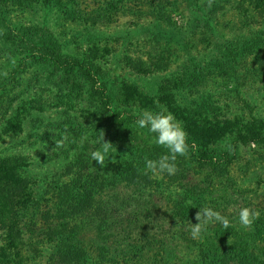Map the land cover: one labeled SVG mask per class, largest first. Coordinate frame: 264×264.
Returning a JSON list of instances; mask_svg holds the SVG:
<instances>
[{
	"label": "rangeland",
	"instance_id": "obj_1",
	"mask_svg": "<svg viewBox=\"0 0 264 264\" xmlns=\"http://www.w3.org/2000/svg\"><path fill=\"white\" fill-rule=\"evenodd\" d=\"M139 1L83 0L88 7L102 4L113 9L111 19L104 18L95 21L96 24L73 20L66 13L39 5L29 11L17 10L11 15V27H27L24 31L36 41L55 38L64 53L92 63L119 102L123 96L129 97L133 112L163 109L180 122L177 109L164 101V91H172L173 84L183 79L194 65L208 66L202 88L197 93L179 91L175 99L198 100L201 95H208L215 109L201 111L197 106L190 107L192 112L195 109L200 112L198 120L223 126L224 135L212 147L229 149L237 133H248L260 121L264 123V0H213L210 7L207 0H154L153 9ZM113 4L115 8L110 7ZM217 4L220 6L216 7ZM164 16L168 21H162ZM11 27L0 28L2 69L6 64L4 56L13 49L14 42H7L4 36ZM227 56L233 60L232 68L222 73L219 68L229 67L225 66ZM218 62L223 65H217ZM96 99L95 89L78 72H54L49 66L31 61L18 69L12 66L5 69L0 83V159L12 163L15 171L12 177L17 182L2 184L0 193L4 198H11L15 205L29 191H34L32 188L48 172L69 162H75L85 174L102 171L104 167L91 158V153L101 146L102 135L113 145L106 163L123 156L122 139L108 137L114 120L99 112ZM183 105L187 106L182 102L180 106ZM64 120L70 122L66 136L75 134L78 146L70 149L66 141L62 147L69 151L53 155L55 145L46 139L48 126L54 124L55 130L61 131ZM182 127L186 130L185 124ZM140 133L144 154L153 160L168 154L154 143L155 134L147 129H140ZM248 142L250 145L240 144L228 165L215 162L203 167L188 155L177 157L178 170L174 175L145 173L144 188L161 189L160 203L153 205V198L145 189L137 192L130 186L119 188L98 207V217H89L90 230L118 232L122 242L144 244L141 258L119 255V246L114 244L112 256L119 255V264H199L203 260L198 258L203 259L205 253L202 244L210 239L218 223L209 225L198 239L191 237L190 229L197 222L195 212L211 207L225 215L232 225L226 235L228 242L252 239L260 248L259 264H264V174L250 170L244 175L238 184L242 193L231 188L216 189L221 178L240 176L243 164L251 167L252 161L259 162L264 157V141ZM68 170L66 167L65 171ZM204 189L209 190V196L205 194L200 205L188 199L187 195ZM242 196L248 201H241ZM187 205L191 209L181 219L179 214ZM240 206L260 213L250 228L239 223ZM0 207V211L6 208ZM25 248L29 244L18 224L0 215V264H14V258L15 264H25ZM153 252L156 253L152 256ZM252 252L249 248L250 256Z\"/></svg>",
	"mask_w": 264,
	"mask_h": 264
},
{
	"label": "trees",
	"instance_id": "obj_2",
	"mask_svg": "<svg viewBox=\"0 0 264 264\" xmlns=\"http://www.w3.org/2000/svg\"><path fill=\"white\" fill-rule=\"evenodd\" d=\"M153 1L140 0L139 2L145 3L146 6L148 5L153 9ZM189 1L191 2V0ZM39 5L43 8L66 13L73 20L90 24H96L95 21L104 18L111 19L113 11V9L102 4L96 7H88L83 0H0V28L11 27L13 21L11 15H15L17 10L26 9L29 11ZM218 6L220 5L217 4L216 7ZM110 7L115 8V4ZM212 10L214 11V5ZM202 18V20L205 19L204 16ZM162 21L168 20L164 16ZM31 27L33 29L37 28V26ZM25 28L27 27L12 26L8 34H4L7 42L14 43H12L13 49L8 52V55L4 56L6 57V64L3 69L0 68V83L5 69L12 66L9 56L14 57L16 60L14 69H18L26 61H31L37 65L49 66L54 72H78L82 74L89 81L92 88L95 89L96 100H98L96 107L99 112L109 115L114 120L110 124L108 137L118 141L122 139L125 152L116 161L110 164L106 163L102 171L93 174H85L75 162H69V164L53 170L54 172H48L45 178L37 182L32 188L36 192L29 191L25 199L22 198L15 205L11 198H4L0 193V205L6 207L0 211L1 217H7L15 221L28 241L29 248L24 250L27 260L24 263L119 264V255L141 258L144 244L132 245L130 242H122L123 238L120 233L109 234L97 228L93 231L89 228L90 224H87L91 215L92 217H98L96 214V211H100L97 210L98 207L105 204L106 198L108 194L111 195V192L113 193L119 188H127V186L137 192L145 189L143 178L145 173L148 172L145 168V158L151 159L152 156L144 154L143 148L145 145L142 144L140 128L135 124L138 116L134 115L129 97L123 96L119 102L118 98L109 92L111 91L109 86L103 81L102 75L92 63L83 58L64 53L61 43L55 38L36 41L32 34L24 31ZM230 52L232 54V49H230ZM226 59L228 62L225 66L229 67L226 70L224 67L219 68L222 73H225V71L228 73L232 68V58L227 56ZM218 63L217 65H223L221 62ZM208 71V66L199 67L194 65L188 69L189 73L185 74L183 79L173 84L172 91H164L163 98L166 103L173 105V109H177L176 113L181 118V123L184 121L182 124H185L189 143V157L192 161L196 162L197 165L201 164L203 167L214 165L215 162L223 163L224 166V164L228 165L233 162L231 156L235 157L240 144L250 145L248 141L256 140L259 141L258 143L264 141V123L260 121V125L248 133H237L233 136L229 149L222 150L223 148L212 147L217 139L224 135L223 126L219 123L208 124L203 120H198L200 112L196 109L192 112L191 109L193 106H197L201 111H208L206 108L215 109L213 102L208 101L210 100L207 98L208 95H201L202 97H199L198 100H194L192 97H185L181 101L175 99V94L179 91L197 93L202 88L205 73ZM212 72H215V69H212ZM182 102L187 106H180ZM119 103H121V106H118ZM69 126L70 122L65 120L61 124L60 129L64 134L55 130L56 126L54 124L51 127L48 126L50 130L46 134V139L55 145V141L60 140L68 133ZM68 135H71V133ZM72 135L67 136L66 141L69 142L70 149H76L73 148V145L78 146L76 144L77 138L75 134L72 133ZM193 141L197 145L195 151L191 148ZM68 151L69 149L53 146L52 154L58 155L60 152L66 153ZM252 163L251 167L250 164H243L245 168L240 170L242 172L240 176L231 174L221 178L220 181H217L216 189L218 191H228L231 188L233 192L242 193L238 188V184L242 181L244 175H247L250 170L264 174V157L259 162L252 161ZM66 167L69 168L68 171H65ZM14 172L13 165L8 159H0V187L5 182H17V179L12 177ZM145 190L149 191L152 196L153 205H158L160 203L159 195L163 193L161 189L158 190L154 187ZM208 192V189H204L197 194L187 195V197L200 205L204 200L203 196L205 194L209 196ZM241 201L246 202L248 199L246 196H242ZM91 209L93 210L91 211ZM189 209H191V206L187 205L181 210L182 214H179L181 219L186 218L185 211ZM104 212L108 214L110 211L104 210ZM8 226L9 224L6 225V227ZM228 229H224L219 223L217 224L214 233H210V239L202 244L205 253L203 259L198 258L203 260L199 264H259L260 259L257 256H259L260 248L256 245V242L249 239L245 242L239 241L231 244L226 238L229 233ZM126 230L128 231V228ZM101 234L103 238H101ZM185 239L190 242L189 239ZM114 244L119 246V255L117 256H112ZM150 245L153 246V244ZM249 248L253 249L251 256ZM154 253L156 252H153L152 256ZM13 262L15 264V258Z\"/></svg>",
	"mask_w": 264,
	"mask_h": 264
},
{
	"label": "clouds",
	"instance_id": "obj_3",
	"mask_svg": "<svg viewBox=\"0 0 264 264\" xmlns=\"http://www.w3.org/2000/svg\"><path fill=\"white\" fill-rule=\"evenodd\" d=\"M210 7L213 0H207ZM9 60L13 67L16 65L14 57L9 56ZM6 75V73H5ZM138 115L135 124L140 129H147L148 132L155 134L154 143L167 150V155H162L158 160L145 158V168L148 172L153 174L174 175L177 172L176 160L178 156L187 157L189 155V143L186 131L182 124L178 121L171 112L161 110L153 112L151 110H144ZM67 140V136H63L60 140L55 141V146L62 147ZM100 148L91 153L92 160L103 168L106 161L110 158V149L113 145L103 139L100 141ZM193 151L196 150L197 145L193 141L191 144ZM259 211L250 207H241L238 213L239 223L242 227L250 228L254 221L259 218ZM196 223H192L190 235L193 239H198L201 234L207 231L211 224L219 223L224 229H228L230 225L229 219L220 211L214 210L211 207L199 208L194 216Z\"/></svg>",
	"mask_w": 264,
	"mask_h": 264
}]
</instances>
